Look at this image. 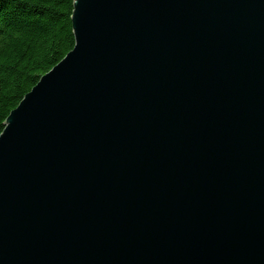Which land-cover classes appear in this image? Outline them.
<instances>
[{"label": "water", "instance_id": "obj_1", "mask_svg": "<svg viewBox=\"0 0 264 264\" xmlns=\"http://www.w3.org/2000/svg\"><path fill=\"white\" fill-rule=\"evenodd\" d=\"M72 26L0 135V264H264V0Z\"/></svg>", "mask_w": 264, "mask_h": 264}, {"label": "trees", "instance_id": "obj_2", "mask_svg": "<svg viewBox=\"0 0 264 264\" xmlns=\"http://www.w3.org/2000/svg\"><path fill=\"white\" fill-rule=\"evenodd\" d=\"M75 0H0V135L10 113L75 46Z\"/></svg>", "mask_w": 264, "mask_h": 264}]
</instances>
